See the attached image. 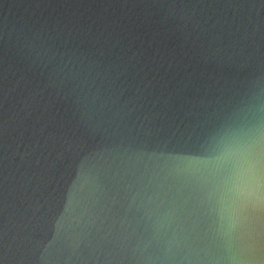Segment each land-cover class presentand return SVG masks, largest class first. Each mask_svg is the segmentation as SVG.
<instances>
[{"label": "water", "instance_id": "1", "mask_svg": "<svg viewBox=\"0 0 264 264\" xmlns=\"http://www.w3.org/2000/svg\"><path fill=\"white\" fill-rule=\"evenodd\" d=\"M257 134L264 0H0V264H264Z\"/></svg>", "mask_w": 264, "mask_h": 264}, {"label": "clouds", "instance_id": "2", "mask_svg": "<svg viewBox=\"0 0 264 264\" xmlns=\"http://www.w3.org/2000/svg\"><path fill=\"white\" fill-rule=\"evenodd\" d=\"M255 144L259 147L261 144H264V137H261L259 134L256 135ZM253 189L252 194H254L258 199L264 198V172H260L256 168V165H253Z\"/></svg>", "mask_w": 264, "mask_h": 264}]
</instances>
